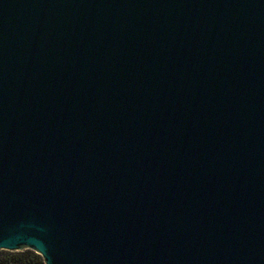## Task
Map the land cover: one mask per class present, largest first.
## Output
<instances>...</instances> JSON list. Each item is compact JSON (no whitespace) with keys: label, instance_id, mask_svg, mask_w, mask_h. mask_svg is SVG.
<instances>
[{"label":"water","instance_id":"water-1","mask_svg":"<svg viewBox=\"0 0 264 264\" xmlns=\"http://www.w3.org/2000/svg\"><path fill=\"white\" fill-rule=\"evenodd\" d=\"M44 264H264V0H0V251Z\"/></svg>","mask_w":264,"mask_h":264},{"label":"trees","instance_id":"trees-1","mask_svg":"<svg viewBox=\"0 0 264 264\" xmlns=\"http://www.w3.org/2000/svg\"><path fill=\"white\" fill-rule=\"evenodd\" d=\"M0 264H44L40 255L29 249L0 251Z\"/></svg>","mask_w":264,"mask_h":264}]
</instances>
